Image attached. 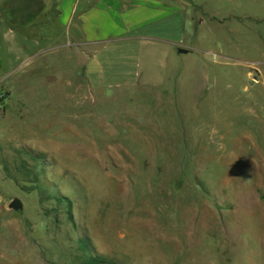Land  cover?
I'll use <instances>...</instances> for the list:
<instances>
[{
  "label": "rangeland",
  "instance_id": "374dc122",
  "mask_svg": "<svg viewBox=\"0 0 264 264\" xmlns=\"http://www.w3.org/2000/svg\"><path fill=\"white\" fill-rule=\"evenodd\" d=\"M61 1L0 0V264H264V0Z\"/></svg>",
  "mask_w": 264,
  "mask_h": 264
},
{
  "label": "crops",
  "instance_id": "0c3cea01",
  "mask_svg": "<svg viewBox=\"0 0 264 264\" xmlns=\"http://www.w3.org/2000/svg\"><path fill=\"white\" fill-rule=\"evenodd\" d=\"M142 1L62 0L60 3L59 21L66 29H70L78 22L88 43L128 40L131 39L128 35L147 25L145 18L152 13L151 9L146 10L141 5ZM136 7L140 8L137 10ZM152 10L155 11V9ZM119 18L123 20L119 22ZM11 202H9L8 206ZM1 204L0 199V213L14 212L8 208L2 209ZM7 230H9V227L0 228V234L11 232ZM0 239L2 240V238Z\"/></svg>",
  "mask_w": 264,
  "mask_h": 264
},
{
  "label": "trees",
  "instance_id": "16d2710c",
  "mask_svg": "<svg viewBox=\"0 0 264 264\" xmlns=\"http://www.w3.org/2000/svg\"><path fill=\"white\" fill-rule=\"evenodd\" d=\"M72 219V216H70ZM81 243V248L84 249V251L87 250L88 246L87 243L85 242H80ZM83 264H107V262L104 259L100 258H94V257H87L85 262Z\"/></svg>",
  "mask_w": 264,
  "mask_h": 264
},
{
  "label": "water",
  "instance_id": "95a60500",
  "mask_svg": "<svg viewBox=\"0 0 264 264\" xmlns=\"http://www.w3.org/2000/svg\"><path fill=\"white\" fill-rule=\"evenodd\" d=\"M178 52L180 54H188L189 53V51L186 50V49H179ZM9 207L12 208V209H19L20 207H22V202L19 199H14L10 203Z\"/></svg>",
  "mask_w": 264,
  "mask_h": 264
},
{
  "label": "bare ground",
  "instance_id": "6f19581e",
  "mask_svg": "<svg viewBox=\"0 0 264 264\" xmlns=\"http://www.w3.org/2000/svg\"><path fill=\"white\" fill-rule=\"evenodd\" d=\"M235 125H236V124H235ZM249 148H250V147H249ZM249 165H250V162H249V163L246 162V168H247V169L245 168L246 170H248V168H250ZM243 169H244V168H243Z\"/></svg>",
  "mask_w": 264,
  "mask_h": 264
}]
</instances>
